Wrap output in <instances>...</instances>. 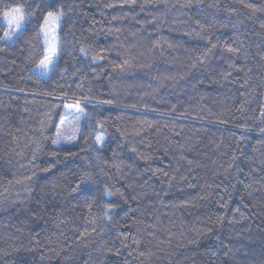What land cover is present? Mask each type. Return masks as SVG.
<instances>
[{"label":"trees","instance_id":"trees-1","mask_svg":"<svg viewBox=\"0 0 264 264\" xmlns=\"http://www.w3.org/2000/svg\"><path fill=\"white\" fill-rule=\"evenodd\" d=\"M17 6L0 264H264V0H0V37Z\"/></svg>","mask_w":264,"mask_h":264},{"label":"snow or ice","instance_id":"snow-or-ice-1","mask_svg":"<svg viewBox=\"0 0 264 264\" xmlns=\"http://www.w3.org/2000/svg\"><path fill=\"white\" fill-rule=\"evenodd\" d=\"M46 7H50L45 3ZM39 7V5H37ZM251 7V5H249ZM34 13H27L25 12L24 8L21 6L13 7L10 10H6L3 12V18L7 22L9 31L4 33L3 37L0 39L8 40L12 38V35L16 33L18 30H23L26 25V22L32 18ZM63 16V12H55V11H48L47 15L44 17L43 25L40 28V33L44 36V44H45V55L43 59L40 60L38 67L41 69H47L48 66L52 63L53 57L57 55V44L58 38L55 31V26L58 25V22L61 20ZM83 51V49H82ZM229 51H234L233 49H229ZM70 108H75L77 111H80L79 105H71ZM63 123V120L61 121ZM57 135L59 136L60 133L58 132ZM74 138V137H73ZM104 138L103 132H100L96 135V141L101 142ZM71 139V138H70ZM58 142V141H57ZM84 178L82 177V180ZM75 191V189H73Z\"/></svg>","mask_w":264,"mask_h":264},{"label":"rangeland","instance_id":"rangeland-1","mask_svg":"<svg viewBox=\"0 0 264 264\" xmlns=\"http://www.w3.org/2000/svg\"><path fill=\"white\" fill-rule=\"evenodd\" d=\"M61 20H62V18H61ZM61 20L58 22V25L57 26H55V31H56V35H57V38H58V32H59V28H60V25H61ZM3 22H4V24H5V26H6V28H7V31H9V28H8V25H7V22L4 20V18H3ZM24 29V28H23ZM22 30H18L16 33H14L13 35H12V38L11 39H8V40H6L8 43H12V42H14L15 41V39H16V37H17V35L21 32ZM43 35V34H42ZM43 38H44V36H43ZM58 53H59V41H58V44H57V55L56 56H54L53 57V61H52V63L48 66V68L45 70V69H41L40 67H37L36 68V73L37 74H39V75H42V76H48V75H50V73H51V71H52V69H53V67H54V65H55V63H56V61H57V59H58Z\"/></svg>","mask_w":264,"mask_h":264}]
</instances>
